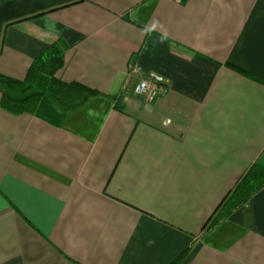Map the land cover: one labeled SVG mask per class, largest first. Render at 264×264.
<instances>
[{
	"label": "crops",
	"instance_id": "crops-1",
	"mask_svg": "<svg viewBox=\"0 0 264 264\" xmlns=\"http://www.w3.org/2000/svg\"><path fill=\"white\" fill-rule=\"evenodd\" d=\"M60 42L100 94L61 125L0 106V264H264V0H0V74Z\"/></svg>",
	"mask_w": 264,
	"mask_h": 264
},
{
	"label": "trees",
	"instance_id": "trees-1",
	"mask_svg": "<svg viewBox=\"0 0 264 264\" xmlns=\"http://www.w3.org/2000/svg\"><path fill=\"white\" fill-rule=\"evenodd\" d=\"M66 47L56 43L45 50L33 62L22 81L0 74V106L13 115L30 114L52 124L61 125L76 109L100 93L80 83H66L57 78L65 64ZM251 170L237 183L231 193L219 205L204 227L208 232L251 197L248 179ZM183 257L173 264H181Z\"/></svg>",
	"mask_w": 264,
	"mask_h": 264
},
{
	"label": "built area",
	"instance_id": "built-area-1",
	"mask_svg": "<svg viewBox=\"0 0 264 264\" xmlns=\"http://www.w3.org/2000/svg\"><path fill=\"white\" fill-rule=\"evenodd\" d=\"M168 92V81L162 75L154 72L148 73L134 88V94L143 98L145 102L149 104L153 103L158 98L166 96Z\"/></svg>",
	"mask_w": 264,
	"mask_h": 264
}]
</instances>
